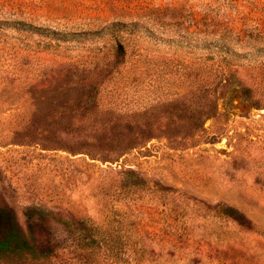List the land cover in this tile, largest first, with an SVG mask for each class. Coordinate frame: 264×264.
<instances>
[{"label": "rangeland", "instance_id": "rangeland-1", "mask_svg": "<svg viewBox=\"0 0 264 264\" xmlns=\"http://www.w3.org/2000/svg\"><path fill=\"white\" fill-rule=\"evenodd\" d=\"M0 209L56 264H264V0H0Z\"/></svg>", "mask_w": 264, "mask_h": 264}, {"label": "trees", "instance_id": "trees-1", "mask_svg": "<svg viewBox=\"0 0 264 264\" xmlns=\"http://www.w3.org/2000/svg\"><path fill=\"white\" fill-rule=\"evenodd\" d=\"M211 29L208 28L209 32L206 35L211 34L213 37L212 34L216 32L210 31ZM219 38L226 41L231 38V34L224 32L219 35ZM120 46L122 45L118 43L117 48L122 50ZM222 49L228 50L229 48L222 46ZM244 95L248 96L254 104L258 105L262 102V99L252 95L249 90H244ZM209 102L214 103L212 97ZM122 239L123 237L116 233L108 236L99 233L79 235L73 249H69L67 255L54 254L53 257L59 258L65 264H79L82 261L85 264H106L107 260L119 251L118 242L121 241L122 245ZM144 252L145 248L140 246L138 254ZM75 255L79 256V260L74 263L71 259H75ZM51 257L48 253L40 252L35 238L20 231L16 220L8 218L5 211L0 209V264H56L51 262Z\"/></svg>", "mask_w": 264, "mask_h": 264}]
</instances>
